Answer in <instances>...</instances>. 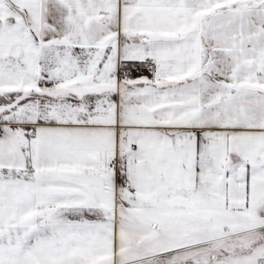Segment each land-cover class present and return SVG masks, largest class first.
<instances>
[{
	"label": "snow or ice",
	"instance_id": "snow-or-ice-1",
	"mask_svg": "<svg viewBox=\"0 0 264 264\" xmlns=\"http://www.w3.org/2000/svg\"><path fill=\"white\" fill-rule=\"evenodd\" d=\"M0 264H264V0H0Z\"/></svg>",
	"mask_w": 264,
	"mask_h": 264
}]
</instances>
